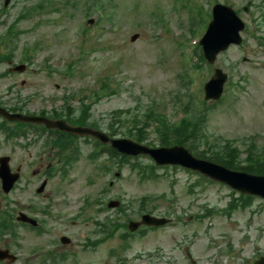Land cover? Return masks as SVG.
I'll use <instances>...</instances> for the list:
<instances>
[{
  "label": "rangeland",
  "instance_id": "374dc122",
  "mask_svg": "<svg viewBox=\"0 0 264 264\" xmlns=\"http://www.w3.org/2000/svg\"><path fill=\"white\" fill-rule=\"evenodd\" d=\"M36 1L38 0H13L7 13L0 15L3 22L0 25V34L22 8ZM125 1L124 3L122 0L120 3L115 28L105 25L95 27V21L87 27L88 35L93 41L87 40L88 46L94 48L89 58L81 62L82 64L72 76L63 77L57 74L51 81H43V73L40 70L37 72L34 70L41 67L46 60L58 69H64L72 58L78 57L79 46L86 39L78 33L79 28L85 26L84 18L80 12H77L75 18L66 23L62 15H53L52 19L61 20L64 31L63 38H57L56 41L48 30L33 25L39 18L38 15L22 21L19 28L25 32L21 33L19 39L15 41L16 50L11 63H19L20 59L25 57L23 53L25 45L46 41H49L50 45L48 47L43 44L31 53V62L23 74H8L0 78L1 101L9 106L16 103L17 98L20 100L31 98L27 102V110L55 106L59 108L62 106V97L67 92L80 91V94H88L89 89L95 86L100 75L111 74L112 80L119 84V94L112 98L102 99L92 108L94 117L99 118L98 122L101 125L111 119L110 114L114 110L132 109L136 105L144 108L151 105L155 112L164 113L171 119L174 108H182L188 99L179 75L183 74L182 64L189 62L184 56L190 46L189 36L197 39L196 36L203 31L212 0ZM148 2H153L149 12L152 13L156 23L151 30L152 39L148 26L140 28L136 25L138 22L147 23L146 13L144 16L139 13L147 9ZM227 2L234 9H239L245 0H227ZM256 6L257 2L252 5V14H239V17L250 28L243 34V45L229 48L218 57L216 62L217 66L229 76L231 75L233 82L238 81L240 85L233 87V94L227 93L223 102L210 110L205 123L209 136L235 142L243 153L242 158H244L243 149L249 142H254L258 148L264 146V47H259L257 44V37L264 36V27H261L259 31L256 30L254 20L260 19ZM171 10L174 12L182 10L181 12L192 21V33H187L188 36H183L179 42L174 44L171 41L172 33L179 36L182 31L176 25L174 16H170L169 26L172 33L169 31L168 14ZM132 14L139 15L135 18ZM79 32L83 34V30ZM134 33H138L139 37L136 41L130 42V36ZM157 34H161L158 39H156ZM95 39L98 40L96 43ZM177 53H183L180 62ZM243 57L247 58L246 63L242 62ZM8 67V63L1 65L0 73L7 71ZM208 76L209 73H207ZM241 78L245 80L242 81ZM198 80L199 82L204 80L203 73L198 75ZM178 94L180 101L176 102ZM72 105L76 106L77 102L73 101ZM177 118L178 115L173 119ZM116 126L119 127L118 123ZM153 138L154 135L151 136V139ZM23 142V140L16 141L19 145ZM0 155H10L12 167L21 166L24 171L28 170L29 165L26 163L28 157L25 156L22 148L6 143L1 137ZM101 160L97 162V166ZM140 161L149 162L146 158ZM115 172H117L116 165L113 166L108 178L100 176L102 173L99 170L97 172L94 165L85 162L75 165L72 171L74 176L70 178L74 184L64 190L70 194H77L78 197L70 203V210L65 214L71 216L77 212L76 202L80 198L91 196L106 200L109 196L111 199L127 204L124 209L129 214L128 218H136L142 198H147L144 202L146 209L166 212L173 218L175 215L181 217L178 221L180 224H171L131 242V248L126 253V264H155L156 261L161 262L160 264H187L183 258L184 245L190 247L197 264H250L256 257L264 255V204L260 198H253L249 201V207L239 209L229 217L210 215L197 219L194 216L204 215L206 206L223 209L231 197H236V195L231 194V190L226 186L218 183L209 184L202 181L200 177L181 169H158L156 179L143 181L139 180L138 176L128 167L122 168L120 177L114 179ZM90 178L94 179V184L88 186L85 182ZM110 181L113 185L107 189L104 196H99L103 188L108 187ZM57 184V180L51 182L50 193L57 190ZM25 189L26 184L22 183L11 194L10 199L8 198L7 203L2 199L0 192L1 206L5 207L6 203V209H8L14 207L17 202H36L38 199H33V187ZM162 195L171 198L173 204L161 199ZM9 202L13 204L9 205ZM110 213L115 212L110 211ZM189 216H193V219H188ZM50 225L54 230L41 236L25 228L17 227L16 243H12L10 236L1 238L0 248L13 244L11 251L19 258L15 264H42L39 255L49 248V240L55 239L62 229L66 228L69 236L74 240L72 244L75 245L63 246L62 250L75 249L79 254L78 261L68 260L64 264H86L89 263V258L91 260L89 264H112L107 251L119 244L120 240L116 237L118 234L103 243L105 244L103 247L100 245L95 253L81 260L80 256L88 252L81 251L79 248L88 236V226L73 227L69 222L60 223L55 220L50 221ZM211 238H215L218 242L215 250L213 247L216 244H208ZM179 240L181 241L180 246ZM156 250L160 251L161 258L153 262L149 255L134 259L137 254H150Z\"/></svg>",
  "mask_w": 264,
  "mask_h": 264
},
{
  "label": "water",
  "instance_id": "95a60500",
  "mask_svg": "<svg viewBox=\"0 0 264 264\" xmlns=\"http://www.w3.org/2000/svg\"><path fill=\"white\" fill-rule=\"evenodd\" d=\"M217 30V25L214 24L213 29L208 34L207 40L214 37L211 34L212 31ZM213 97H216L214 95ZM1 112V111H0ZM5 115V113H3ZM103 141H106L105 136H100ZM112 146L116 149L128 153V154H138V153H147L150 154L152 158L158 163H172L180 164L185 167H189L195 170L201 171L203 174L209 176L212 179L224 182L231 187L241 191L242 193H247L250 195H258L264 198V177L261 176H252L244 173L232 172L227 169H224L220 166L214 165L205 161H198L192 158L187 152L181 148H172V149H160V150H148L145 147L138 146L130 141H112ZM2 169L0 176L5 179L6 174V165L5 161H2ZM14 178L11 179L13 181ZM6 189H9L10 184L5 183ZM9 185V186H8ZM148 219L149 222H153L149 218L145 217L143 221ZM160 222V221H159ZM8 258L13 260L14 257L8 254V251L0 250V259ZM264 263L262 259L259 264Z\"/></svg>",
  "mask_w": 264,
  "mask_h": 264
},
{
  "label": "trees",
  "instance_id": "16d2710c",
  "mask_svg": "<svg viewBox=\"0 0 264 264\" xmlns=\"http://www.w3.org/2000/svg\"><path fill=\"white\" fill-rule=\"evenodd\" d=\"M186 123V124H185ZM184 124L186 127H184ZM196 125V126H195ZM198 132L199 129V123L197 124L193 123V121H186L181 126L177 127L176 130H172L171 128H168V126L161 122V129L164 130V134H162L160 139V145H169V144H183L185 146L188 145V138L183 137L185 135L184 132L188 133L189 129H194ZM133 129L135 130L134 134L130 130L127 136L134 138L136 141L141 142L145 134V126H142L141 128H138L136 125L133 126ZM193 135L194 139L196 134L192 131H190ZM114 135V134H112ZM193 144H189V148L194 151L196 156L204 159H208L214 162H217L227 168L231 169H237L246 171L249 173L254 174H264V158L260 159L259 157L253 155L250 153V157L248 159V163L246 166H242L238 162V154L236 153L235 149H232L230 145L225 144L220 145V143L214 144V145H208L204 150L200 151L199 146L196 143V140L192 141ZM207 143H205V146Z\"/></svg>",
  "mask_w": 264,
  "mask_h": 264
},
{
  "label": "flooded vegetation",
  "instance_id": "af4514ba",
  "mask_svg": "<svg viewBox=\"0 0 264 264\" xmlns=\"http://www.w3.org/2000/svg\"><path fill=\"white\" fill-rule=\"evenodd\" d=\"M46 137V134H43L42 136H41V138H45ZM53 147H51V149H52ZM63 151L62 152H64V153H67L68 152V149H62ZM46 154V157H44V155ZM66 161H68V157L66 156V154H59V155H55V156H53L52 154H50V153H47V152H45V153H43L42 155H40V157H39V163H40V165H42V163L43 162H45V163H47V170H50L51 169V165L52 164H64V162H66ZM53 171V170H52ZM34 174H37V175H39V172L37 171V173H34ZM55 174V176L57 177L58 176V173H54ZM41 177H43V180H47V184H48V181H50L51 180V176L50 175H48V174H43V176H41ZM59 177V176H58ZM46 197V195H42V197L41 198H45ZM47 198H50V196H48ZM33 209H32V207L31 206H28L27 208H26V212H31ZM66 210H64V211H62V212H65ZM45 214H46V212H45ZM81 218L83 219V218H85V215H82L81 216ZM58 221H62V218H60ZM77 222L76 221H70V225L71 226H74L75 224H76ZM66 230H64V232H63V234L61 235V236H66L67 234H66ZM68 236V235H67ZM56 247V250H61L62 249V247H60V246H55ZM55 250V251H56ZM58 253V252H57Z\"/></svg>",
  "mask_w": 264,
  "mask_h": 264
}]
</instances>
